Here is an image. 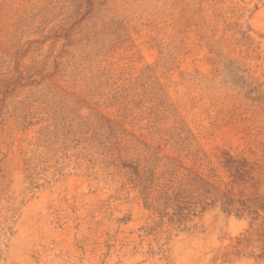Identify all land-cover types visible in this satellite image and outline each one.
Masks as SVG:
<instances>
[{"label":"rangeland","instance_id":"374dc122","mask_svg":"<svg viewBox=\"0 0 264 264\" xmlns=\"http://www.w3.org/2000/svg\"><path fill=\"white\" fill-rule=\"evenodd\" d=\"M0 264H264V0H0Z\"/></svg>","mask_w":264,"mask_h":264}]
</instances>
